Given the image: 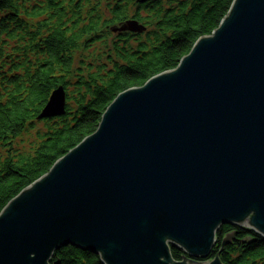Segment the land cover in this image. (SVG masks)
Wrapping results in <instances>:
<instances>
[{
	"label": "water",
	"instance_id": "95a60500",
	"mask_svg": "<svg viewBox=\"0 0 264 264\" xmlns=\"http://www.w3.org/2000/svg\"><path fill=\"white\" fill-rule=\"evenodd\" d=\"M66 101L60 86L38 120L64 116ZM223 225L264 238V0H234L177 68L119 94L95 133L12 199L0 264H50L67 246L102 264H222L193 259Z\"/></svg>",
	"mask_w": 264,
	"mask_h": 264
},
{
	"label": "trees",
	"instance_id": "16d2710c",
	"mask_svg": "<svg viewBox=\"0 0 264 264\" xmlns=\"http://www.w3.org/2000/svg\"><path fill=\"white\" fill-rule=\"evenodd\" d=\"M234 0H0V212L97 130L116 97L174 70ZM62 86V117L38 120ZM231 235L224 246L223 240ZM181 261L186 254L171 247ZM264 264V238L223 225L206 259ZM102 264L67 246L50 264Z\"/></svg>",
	"mask_w": 264,
	"mask_h": 264
}]
</instances>
